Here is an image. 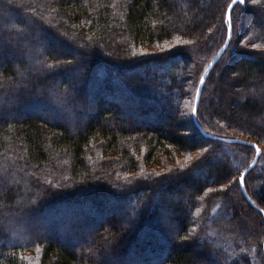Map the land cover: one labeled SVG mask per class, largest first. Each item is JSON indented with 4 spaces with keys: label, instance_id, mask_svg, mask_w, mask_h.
<instances>
[{
    "label": "trees",
    "instance_id": "16d2710c",
    "mask_svg": "<svg viewBox=\"0 0 264 264\" xmlns=\"http://www.w3.org/2000/svg\"><path fill=\"white\" fill-rule=\"evenodd\" d=\"M223 3L0 0V264H264V0L236 5L196 112L260 146L244 177L255 205L223 188L255 149L191 117Z\"/></svg>",
    "mask_w": 264,
    "mask_h": 264
},
{
    "label": "snow or ice",
    "instance_id": "6c2138e0",
    "mask_svg": "<svg viewBox=\"0 0 264 264\" xmlns=\"http://www.w3.org/2000/svg\"><path fill=\"white\" fill-rule=\"evenodd\" d=\"M11 2V0H9ZM255 2V0H253ZM246 3V0H224V3L220 7V27L224 29L225 32L231 33V30L234 26V12L236 5L240 4L243 5ZM35 23V22H33ZM28 27H31V25H28ZM211 31V29H209ZM25 39H30L27 34H25ZM30 42L38 43V39L31 38ZM257 47L256 45H253V48ZM261 55H264V52H261ZM67 63H70V61H67ZM48 66H44L42 68L37 69L38 75L36 76L37 82L40 84L42 89H48L50 91V75L48 73ZM200 83H204V77L202 76L200 78ZM199 92L200 90L197 89V103H199ZM72 90L66 89L63 98L65 101H67L69 96H72ZM197 111L196 108L193 109V112L195 113ZM252 147L256 150L257 153L261 152V148L259 145H252ZM209 150L207 148H201L200 152L197 153V156L202 155L205 152H208ZM191 158V157H190ZM237 183L242 184L244 182L243 176H241L239 179H236L235 177L229 176L228 177V184L223 185V188H228L231 183ZM211 191V190H210ZM260 211L264 212V209H260Z\"/></svg>",
    "mask_w": 264,
    "mask_h": 264
},
{
    "label": "water",
    "instance_id": "95a60500",
    "mask_svg": "<svg viewBox=\"0 0 264 264\" xmlns=\"http://www.w3.org/2000/svg\"><path fill=\"white\" fill-rule=\"evenodd\" d=\"M229 39H230V35H229V33H227V37H226L224 43L219 47V49L216 51V53L214 54V56L211 58V60L209 61V63L205 67L204 73L202 75L204 77V81H205V77L208 75V73L210 72V70L212 69V67L214 66V64L216 63V61L218 60V58L221 55L222 51L228 46ZM203 85H204V83L201 84L200 83V80H199V82L197 84V87H196V90H195V95H194V100H193V106H192V110H191L192 121H193L194 125L196 126V128L204 136L210 137V138H213V139H218V140L225 141V142H237V143H243V144H249V145H254V144L257 145L254 141H251V140H248V139H244V138H240V137H224V136H220V135L211 134V133L206 132L201 127L200 123L197 120V116H196V112L197 111L194 113L193 112V109L194 108L197 109L198 104H199V103H197V89L200 90V92H199V100H200V95H201V92H202ZM259 154L260 153H257L256 150H255V154H254V157H253L252 161L249 163L248 166H246L242 170L241 174L239 175V178L241 176H243V178L245 177L246 173L255 165L256 160H257V157L259 156ZM239 185H240V188H241L242 192L244 193L245 197L247 198V200L250 203H252V204L255 205V203L253 202V200L249 197V195L246 193V191L244 189V182L242 184H239ZM263 254H264V243H263Z\"/></svg>",
    "mask_w": 264,
    "mask_h": 264
},
{
    "label": "rangeland",
    "instance_id": "374dc122",
    "mask_svg": "<svg viewBox=\"0 0 264 264\" xmlns=\"http://www.w3.org/2000/svg\"><path fill=\"white\" fill-rule=\"evenodd\" d=\"M203 12H204V7L203 8H200L199 10H198V16H197V18H201V16H202V14H203ZM240 57V56H239ZM252 94V93H251ZM253 95V94H252ZM127 97H129V95L128 96H126L125 98L126 99H128ZM215 101H216V99H215ZM226 102V103H225ZM219 104L221 105V106H227V104L229 105V103H228V101H220V99H219ZM93 107H95V105L93 104ZM43 110H46L45 109V107H43ZM93 113V112H92ZM93 115V114H92ZM261 119H262V121H258L257 120V117H255V120H256V122H257V124L259 125V126H263V124H264V114L263 115H261ZM156 121V120H155ZM149 121V123L150 124H153L157 129H160V130H167L168 129V126H167V122H168V120L167 119H165V118H163V119H161V121ZM80 210V209H79ZM78 210V211H79ZM106 215H108V217L109 216H111V217H114V218H117L118 220H116L115 222H114V225L115 226H117L118 228H119V232L120 233H123V235H122V239H124L125 238V234H124V230L126 229V226L124 225V224H122L125 220H126V218H124V219H121V213H120V211L118 210V209H113L111 212H108ZM93 218H94V215L92 216ZM109 234H110V230L109 229H107L105 232H104V234H102V237H104L105 235L107 236H109ZM66 245L68 246V247H70V248H72L73 246H75V241H73V240H71V241H68V240H66ZM138 264H142L141 262L140 263H138Z\"/></svg>",
    "mask_w": 264,
    "mask_h": 264
}]
</instances>
